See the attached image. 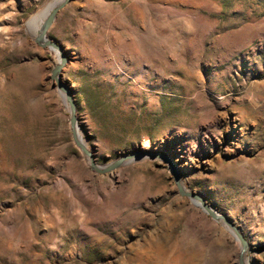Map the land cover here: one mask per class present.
<instances>
[{
    "label": "rangeland",
    "instance_id": "1",
    "mask_svg": "<svg viewBox=\"0 0 264 264\" xmlns=\"http://www.w3.org/2000/svg\"><path fill=\"white\" fill-rule=\"evenodd\" d=\"M54 2L0 0V264H240L173 167L264 264V0L68 1L47 38L95 164L174 165L105 173L29 24Z\"/></svg>",
    "mask_w": 264,
    "mask_h": 264
},
{
    "label": "water",
    "instance_id": "2",
    "mask_svg": "<svg viewBox=\"0 0 264 264\" xmlns=\"http://www.w3.org/2000/svg\"><path fill=\"white\" fill-rule=\"evenodd\" d=\"M68 1L69 0H64L59 6L53 8L51 10V12L48 14V16L45 20L42 31L40 32L39 36L36 38V42L38 44L43 43L44 47H50L53 50L57 51L60 55V62L52 71V79L57 83L58 88L66 96V99H67L69 106H70V109H71V123H72L74 138H75L78 146L82 149V151L90 158L92 168L95 171H97L98 173H105V172L117 169V168H119L125 164L137 161V160L141 159V157H143V156H148V157H152V158H159V159H162V160L169 162L172 166H174L172 161L164 155L156 154V153H149L147 151H139V152H136V153H133L130 155L123 156L120 159L113 162L112 164H110L104 168H100L95 164L92 153L86 148V146L83 143L78 141V136H77L78 125H77V117H76V106H75L74 100L72 98V89L66 83H64V81L62 80V74H61L62 69L66 65L67 59H66V56L64 54L62 47L59 44H57L56 42L51 41L47 38L48 30L50 29V27L54 23L56 15L68 3ZM173 171H174V175H175L176 184L179 188L180 193L183 196L188 197V198L192 199L193 201L199 202L202 205V207L204 208L205 212L208 213L214 220H217V221L222 220L227 226H229V228H231V230H233L235 237L240 241L241 246H242L241 253L239 256V263L245 264L244 255H245L247 248H248V242L246 241L244 236L240 233L238 228L230 220H228L225 216L220 215L215 210H213L202 197H200L199 195H197L195 193H191V192L186 191L181 180H180V176L174 167H173Z\"/></svg>",
    "mask_w": 264,
    "mask_h": 264
},
{
    "label": "bare ground",
    "instance_id": "3",
    "mask_svg": "<svg viewBox=\"0 0 264 264\" xmlns=\"http://www.w3.org/2000/svg\"><path fill=\"white\" fill-rule=\"evenodd\" d=\"M64 0H56V2H54L46 11L45 13L43 14V16L39 19V14H37L31 21H30V25L34 26L36 31L38 32V35L40 34V32L42 31V28L44 26V23H45V19L47 18L48 14L50 13V8L53 9L57 6H59ZM79 137V136H78ZM79 141L81 142L82 139L81 137H79ZM82 143V142H81ZM196 205L198 207L201 208L202 205H200L199 202L196 203ZM233 232V230H230ZM234 234V232H233ZM235 236V234H234Z\"/></svg>",
    "mask_w": 264,
    "mask_h": 264
}]
</instances>
